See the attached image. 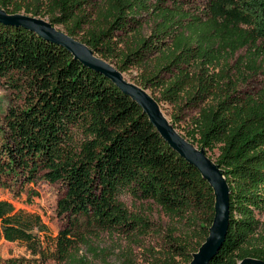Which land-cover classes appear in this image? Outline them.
<instances>
[{
    "label": "trees",
    "instance_id": "trees-1",
    "mask_svg": "<svg viewBox=\"0 0 264 264\" xmlns=\"http://www.w3.org/2000/svg\"><path fill=\"white\" fill-rule=\"evenodd\" d=\"M172 2L0 0V7L47 17L121 72L135 69V82L173 109L174 128L225 176L229 227L210 264L264 263V88H244L264 63V0H208L201 17L186 11V0ZM244 47L250 52L235 58ZM0 84L10 93L0 113V188L61 183L58 209L70 221L54 236L39 213L0 199V240L22 241L32 254L0 264H89L79 256L88 236L73 232L80 218L131 236L153 232L124 194L157 204L172 222L156 264L191 262L209 236L215 190L135 99L65 46L2 21ZM187 109L195 114L183 127Z\"/></svg>",
    "mask_w": 264,
    "mask_h": 264
},
{
    "label": "rangeland",
    "instance_id": "rangeland-1",
    "mask_svg": "<svg viewBox=\"0 0 264 264\" xmlns=\"http://www.w3.org/2000/svg\"><path fill=\"white\" fill-rule=\"evenodd\" d=\"M165 1L169 5H174L172 0ZM207 2L208 0H186L184 4L188 13H194V15H200L199 17H201L206 10ZM19 14L26 13L22 11ZM38 18L49 21L47 17ZM54 26L58 30L65 31L62 25ZM248 52H250L249 47H244L236 52L235 58L243 57ZM123 75L128 81L135 83L137 71L132 69L129 72H124ZM244 88L250 94H258L262 91L264 88V63L260 67V72L252 76ZM146 91L151 94V91ZM9 96L8 90L0 84V113H3L7 108ZM160 108L168 120L171 121L173 109L168 104L160 105ZM194 114L195 110L187 109L181 114L183 118H181L179 125L184 127L188 123L189 118ZM181 132L183 133L184 131L181 130ZM29 190H31L30 194H28ZM64 194L65 186L61 183L40 182L29 186L21 193L15 190L0 188V199L12 201L17 208L39 213L49 226L50 233L54 236L60 230H64L70 226L69 217L61 214L58 209L59 200ZM121 199L130 211L138 213L142 211V214L149 217L152 222L153 232L131 236L122 231L113 232L94 226L90 227L86 219L80 218V222L74 227L73 232L76 234L81 232L86 233L88 245L81 244L79 256L85 257L89 264H156L154 254L162 247L164 239L172 226V222L162 211L161 207L151 201L136 200L130 194L122 195ZM31 256L32 254L26 243L22 241H8L6 239L0 240V259Z\"/></svg>",
    "mask_w": 264,
    "mask_h": 264
},
{
    "label": "water",
    "instance_id": "water-1",
    "mask_svg": "<svg viewBox=\"0 0 264 264\" xmlns=\"http://www.w3.org/2000/svg\"><path fill=\"white\" fill-rule=\"evenodd\" d=\"M0 21L7 24L25 26L45 39L59 43L70 50L86 65L104 73L111 78L126 94L135 99L149 115L153 124L163 137L185 158L196 165L203 175L212 184L216 195V213L210 233L205 242L194 253L193 259L188 264H210L215 253L225 240L229 227V194L230 190L221 169L202 150L189 142L161 111L159 103L152 94H149L136 82L128 81L123 72L109 61L97 56L81 40L70 36L64 30H58L44 19L29 14L8 13L0 7ZM264 264L257 259L246 258L238 264Z\"/></svg>",
    "mask_w": 264,
    "mask_h": 264
}]
</instances>
